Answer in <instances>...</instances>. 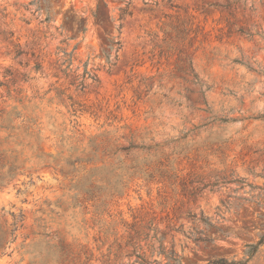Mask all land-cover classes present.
I'll list each match as a JSON object with an SVG mask.
<instances>
[{"label": "rangeland", "instance_id": "rangeland-1", "mask_svg": "<svg viewBox=\"0 0 264 264\" xmlns=\"http://www.w3.org/2000/svg\"><path fill=\"white\" fill-rule=\"evenodd\" d=\"M20 215L0 264H128L136 230L163 234L148 264H264V243L246 261L264 236V0H0L5 240Z\"/></svg>", "mask_w": 264, "mask_h": 264}, {"label": "trees", "instance_id": "trees-1", "mask_svg": "<svg viewBox=\"0 0 264 264\" xmlns=\"http://www.w3.org/2000/svg\"><path fill=\"white\" fill-rule=\"evenodd\" d=\"M120 13L118 16L119 20H123L124 17L126 15H129L130 12H127L126 8H120L119 9ZM121 25H119L120 27ZM20 52L17 51L16 55H19ZM38 68V67H36ZM21 217H23L22 215H20V219H18L17 217H13L14 221L13 223H11V229L9 230V236L10 239L9 240H5L3 235L0 234V259L7 255L9 256L13 250L7 251V249L10 247V244L13 243L15 241L16 235H15V231L18 229V227H20L22 224H20V226H17V221L21 220ZM154 230V228H153ZM149 239H154L159 243V246L161 248V241L163 239V234L160 236H157L156 234H153L151 236H149L147 233L144 232H140L138 230L133 231L132 232H128L125 241L123 242H117V247L119 249H123L125 250V254L124 256L127 257L128 259H132L135 258L133 261L128 262V264H135V263H139V264H148V260L145 258V255L143 252H141L142 250V246L141 243L144 241L146 242ZM264 243V236H261L259 238V240L255 243V244H250L248 245V250L246 251V254L248 256V258L246 259V261H248L258 250V248ZM59 254H60V263H63L67 260V256L68 254L66 253L67 250V245H64L63 240L58 239V245L54 246ZM152 247V246H151ZM172 252H170L171 254ZM156 260H153V262ZM122 264V263H119ZM169 264V263H167ZM170 264H179L178 259H174V263H170Z\"/></svg>", "mask_w": 264, "mask_h": 264}]
</instances>
